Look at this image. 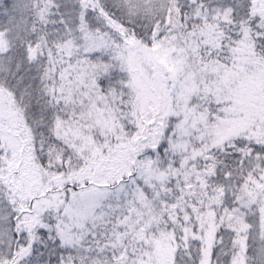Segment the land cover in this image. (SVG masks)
<instances>
[{"label": "snow or ice", "instance_id": "snow-or-ice-1", "mask_svg": "<svg viewBox=\"0 0 264 264\" xmlns=\"http://www.w3.org/2000/svg\"><path fill=\"white\" fill-rule=\"evenodd\" d=\"M0 264H264V0H0Z\"/></svg>", "mask_w": 264, "mask_h": 264}]
</instances>
